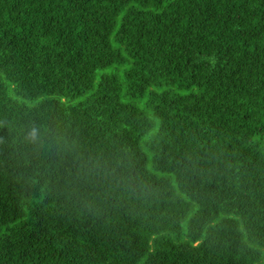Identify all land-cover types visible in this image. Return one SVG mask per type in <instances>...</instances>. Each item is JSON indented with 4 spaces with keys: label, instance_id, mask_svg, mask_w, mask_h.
<instances>
[{
    "label": "trees",
    "instance_id": "16d2710c",
    "mask_svg": "<svg viewBox=\"0 0 264 264\" xmlns=\"http://www.w3.org/2000/svg\"><path fill=\"white\" fill-rule=\"evenodd\" d=\"M0 264H264V0H0Z\"/></svg>",
    "mask_w": 264,
    "mask_h": 264
},
{
    "label": "rangeland",
    "instance_id": "374dc122",
    "mask_svg": "<svg viewBox=\"0 0 264 264\" xmlns=\"http://www.w3.org/2000/svg\"><path fill=\"white\" fill-rule=\"evenodd\" d=\"M139 107L142 108V103H136ZM147 166H150V165H147Z\"/></svg>",
    "mask_w": 264,
    "mask_h": 264
}]
</instances>
